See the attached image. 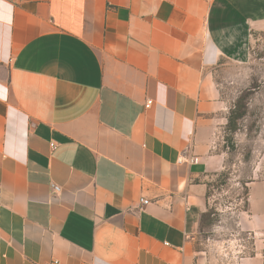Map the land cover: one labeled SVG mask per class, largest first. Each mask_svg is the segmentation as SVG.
Wrapping results in <instances>:
<instances>
[{
  "label": "crops",
  "instance_id": "1",
  "mask_svg": "<svg viewBox=\"0 0 264 264\" xmlns=\"http://www.w3.org/2000/svg\"><path fill=\"white\" fill-rule=\"evenodd\" d=\"M258 30L264 0H0V264H201L222 63ZM257 161L233 264H264Z\"/></svg>",
  "mask_w": 264,
  "mask_h": 264
},
{
  "label": "rangeland",
  "instance_id": "2",
  "mask_svg": "<svg viewBox=\"0 0 264 264\" xmlns=\"http://www.w3.org/2000/svg\"><path fill=\"white\" fill-rule=\"evenodd\" d=\"M250 48L244 66L222 63L227 73L219 80L229 106L213 151L225 154V167L207 177L208 206L193 233L195 259L201 264H233L250 253L251 238L236 232L235 221L247 209V182L264 155V30L252 33Z\"/></svg>",
  "mask_w": 264,
  "mask_h": 264
},
{
  "label": "built area",
  "instance_id": "3",
  "mask_svg": "<svg viewBox=\"0 0 264 264\" xmlns=\"http://www.w3.org/2000/svg\"><path fill=\"white\" fill-rule=\"evenodd\" d=\"M51 188H52L53 192H55V193H58L60 190L57 186H54V185H52ZM140 203H141V205H144V204H147V201L144 199H140Z\"/></svg>",
  "mask_w": 264,
  "mask_h": 264
}]
</instances>
